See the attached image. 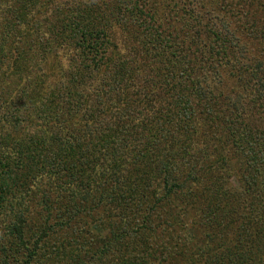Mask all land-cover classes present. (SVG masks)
<instances>
[{
  "label": "trees",
  "instance_id": "trees-1",
  "mask_svg": "<svg viewBox=\"0 0 264 264\" xmlns=\"http://www.w3.org/2000/svg\"><path fill=\"white\" fill-rule=\"evenodd\" d=\"M0 264H264V0H0Z\"/></svg>",
  "mask_w": 264,
  "mask_h": 264
},
{
  "label": "rangeland",
  "instance_id": "rangeland-1",
  "mask_svg": "<svg viewBox=\"0 0 264 264\" xmlns=\"http://www.w3.org/2000/svg\"><path fill=\"white\" fill-rule=\"evenodd\" d=\"M32 127V129H30V127L28 126L27 128H23L24 129V133L25 134H29V133H32L33 131H34V127L33 126H31ZM233 184H235V186L236 187H238V184H237V182L235 181V180H233ZM98 230L100 231V228H98Z\"/></svg>",
  "mask_w": 264,
  "mask_h": 264
}]
</instances>
